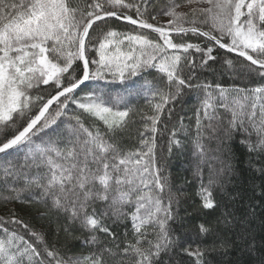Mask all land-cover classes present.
Wrapping results in <instances>:
<instances>
[{"label":"snow or ice","instance_id":"obj_1","mask_svg":"<svg viewBox=\"0 0 264 264\" xmlns=\"http://www.w3.org/2000/svg\"><path fill=\"white\" fill-rule=\"evenodd\" d=\"M218 49L236 56L218 58ZM146 68L160 75L141 84ZM196 69L247 84L194 83ZM109 78L121 83H99ZM143 91L155 100L152 114H141L139 147L125 149L126 97ZM185 91L201 96L194 113L200 163L211 151L206 137L240 134L250 154H264V0H0V199L39 206L55 237L50 242L9 208L7 219L0 216V264H217L215 254L237 240L252 251L255 240L218 179L231 168L222 161L219 169L209 165L206 181L196 167L199 209L221 210L215 226L197 227L204 246L186 247L174 235L179 200L157 166L155 134L165 106ZM172 136L170 152L181 144L175 130ZM121 219L131 225L123 236L113 228ZM76 231L87 255L58 246L61 233L75 240Z\"/></svg>","mask_w":264,"mask_h":264},{"label":"trees","instance_id":"obj_2","mask_svg":"<svg viewBox=\"0 0 264 264\" xmlns=\"http://www.w3.org/2000/svg\"><path fill=\"white\" fill-rule=\"evenodd\" d=\"M112 27L118 31H132V26L123 22H110ZM214 55L218 58L225 56L235 58V54L228 53L223 49L214 50ZM219 63L213 64V69H218ZM199 73V80L194 83L207 80L211 82L213 79L221 83L223 87H245L247 80L238 79L231 74L219 75L209 71L208 69H196ZM159 73L155 68H146L140 73L139 82L153 81V77L159 78ZM136 80L137 77H133ZM103 84L119 85V80L113 82L111 78L106 81H100ZM95 86V82H88V87ZM251 87V85H249ZM121 91V89H114ZM84 93H81L83 95ZM201 96L196 91H185L183 96L177 101H172L165 106L164 112L161 114L160 122L157 125L158 131L156 135V161L157 166L161 169L162 174L168 177L172 187L173 195L179 200L174 205V211L177 214V221L172 225L174 235L179 239H186L192 248L198 245L203 247L197 241L194 235L199 224L205 220L215 226L216 218L221 210L215 213L207 214L209 210L203 212L199 209V197L196 195L200 179L196 177V167L204 170V179L207 180L208 167L211 165L215 169L224 165H230L231 168L222 176L218 177L227 190L226 199L231 201V209L237 217H243L248 228V239L255 240V247L249 251L246 245L237 240L236 245L227 251L226 254H215L217 264H262L264 262V154L249 153L248 149L240 141L243 137L235 134L231 138L222 136L220 140H209L207 137L204 143L211 150L206 163H200L199 157L195 154V111L200 106ZM127 107L132 110L128 129L120 133L125 149L139 147L138 130H143V122L141 114H152L149 102H155L154 98L147 91L141 92L139 95L133 94L126 97ZM74 108V106H72ZM75 111H79L75 109ZM223 114V110H220ZM71 114V113H70ZM227 117V114H224ZM102 127V122H97ZM173 130L176 131L175 139L181 142L180 145H171L169 151V141L173 139ZM222 141V142H221ZM219 149V151H216ZM218 157V159H212ZM7 194L6 192L4 193ZM234 198V199H232ZM37 205H27L16 201L5 204L0 199V216L8 218L7 211L13 209L26 223L32 226L37 232L46 234L47 239L52 242L55 237L49 227V221L45 217L37 214ZM42 211L43 209L40 208ZM112 217V220H115ZM127 225V226H126ZM130 221L117 220L113 224L114 230L121 236L130 229ZM11 227V226H10ZM73 235L80 237L79 239H66L61 233L58 246L65 245L67 254H88L89 246L84 243V234L76 231ZM228 238L235 240L236 237L228 233ZM210 243V241H205ZM179 259V257H177ZM167 260V257H165Z\"/></svg>","mask_w":264,"mask_h":264},{"label":"rangeland","instance_id":"obj_3","mask_svg":"<svg viewBox=\"0 0 264 264\" xmlns=\"http://www.w3.org/2000/svg\"><path fill=\"white\" fill-rule=\"evenodd\" d=\"M158 19H161V22L163 21V18H158Z\"/></svg>","mask_w":264,"mask_h":264},{"label":"water","instance_id":"obj_4","mask_svg":"<svg viewBox=\"0 0 264 264\" xmlns=\"http://www.w3.org/2000/svg\"><path fill=\"white\" fill-rule=\"evenodd\" d=\"M223 50L227 51L226 49H223ZM232 54H235V53H232ZM235 55H236V54H235Z\"/></svg>","mask_w":264,"mask_h":264}]
</instances>
